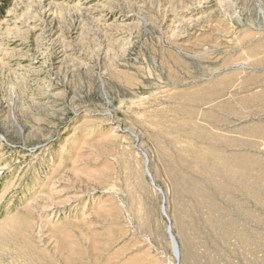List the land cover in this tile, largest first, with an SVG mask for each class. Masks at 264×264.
Returning a JSON list of instances; mask_svg holds the SVG:
<instances>
[{
  "label": "rangeland",
  "instance_id": "obj_1",
  "mask_svg": "<svg viewBox=\"0 0 264 264\" xmlns=\"http://www.w3.org/2000/svg\"><path fill=\"white\" fill-rule=\"evenodd\" d=\"M263 17L0 0V264H264Z\"/></svg>",
  "mask_w": 264,
  "mask_h": 264
},
{
  "label": "bare ground",
  "instance_id": "obj_2",
  "mask_svg": "<svg viewBox=\"0 0 264 264\" xmlns=\"http://www.w3.org/2000/svg\"><path fill=\"white\" fill-rule=\"evenodd\" d=\"M124 1V0H123ZM205 1V0H204ZM226 1V0H225ZM133 2V1H132ZM221 2H223V1H221ZM220 2V3H221ZM130 3V2H129ZM134 3V2H133ZM226 3V2H225ZM221 5H223V4H221ZM225 5V4H224ZM223 5V6H224ZM79 6V5H78ZM179 14V13H178ZM174 15V14H173ZM263 15V14H262ZM122 17V19H123V21L126 19V18H124V17H126V15L124 16V14L121 16ZM174 17V16H173ZM180 17V16H179ZM237 17V16H236ZM183 18V17H182ZM238 18V17H237ZM264 18V17H263ZM131 19H133V18H131ZM181 19V18H180ZM126 20H128V19H126ZM140 20H142V18H140ZM184 20V19H183ZM143 21V20H142ZM144 22V21H143ZM179 23V22H178ZM183 23V22H182ZM187 24V23H186ZM227 33V32H226ZM180 37V36H179ZM178 53H181L182 54V52H180V51H177ZM188 54V53H187ZM105 97V96H104ZM107 105V104H106ZM106 115H109L111 118H112V114L110 113V112H108ZM116 130H117V128H116ZM126 132H127V134L128 135H130L131 137H133L135 140H139V137H138V135L136 134V133H134L133 131H131V130H126ZM19 133L21 134V132H20V130H19ZM136 142V141H135ZM140 147V146H139ZM136 148V150L139 152V154L141 155V158H142V166H143V171H144V178L145 177H147L148 178V180H149V184H150V186H152V189H153V191H155L159 196H161V197H163V199H165V193L160 189V188H158V187H156L155 186V184H154V179L151 177V174H150V172H149V169H148V164H149V157H148V155L146 154V152H144L142 149H140V148ZM138 154V155H139ZM148 184V185H149ZM165 204V203H164ZM163 205V204H162ZM161 214L164 216V217H166L168 220H169V223L171 222V219L168 217V215H167V212H166V208H165V206H162L161 207ZM171 226H172V224H171ZM172 230L173 229H171V227H168L167 228V230H166V233H167V237H168V239H169V244H170V246H171V250H172V254H173V258H174V260H175V264H182L181 263V259H183L182 258V256H181V253H180V250H179V245H178V243H177V241H176V238H175V236L173 235V233H172ZM190 245V244H189ZM186 247V246H185ZM183 252V251H182ZM188 253V252H187ZM187 255V254H186ZM185 255V253H184V255L183 256H186ZM192 254H190V256H191ZM188 256V258L187 259H189V254L187 255ZM193 258V257H192ZM183 260H185L186 261V257H185V259H183ZM190 260V259H189ZM193 260V259H192ZM184 263H187V262H184ZM183 263V264H184ZM193 263V262H192Z\"/></svg>",
  "mask_w": 264,
  "mask_h": 264
}]
</instances>
